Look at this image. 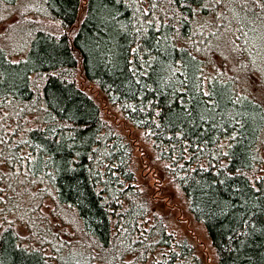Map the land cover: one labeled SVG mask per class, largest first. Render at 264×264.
Wrapping results in <instances>:
<instances>
[{"label": "trees", "instance_id": "obj_1", "mask_svg": "<svg viewBox=\"0 0 264 264\" xmlns=\"http://www.w3.org/2000/svg\"><path fill=\"white\" fill-rule=\"evenodd\" d=\"M261 56L257 0H0V264H202L105 104L218 264H264Z\"/></svg>", "mask_w": 264, "mask_h": 264}, {"label": "rangeland", "instance_id": "obj_2", "mask_svg": "<svg viewBox=\"0 0 264 264\" xmlns=\"http://www.w3.org/2000/svg\"><path fill=\"white\" fill-rule=\"evenodd\" d=\"M261 75L257 72H248L250 80L248 87L258 96L264 98V56H261ZM230 62H234L231 60ZM248 69H241L247 76ZM254 73V74H253ZM260 73V72H259ZM258 79L259 83H256ZM106 116L130 140L132 147V168L136 182L146 188L151 198L155 201L158 213L164 215L171 227V231L178 240H186L194 247L195 253L202 264H218L216 251L207 235L205 228L197 222L189 212L182 195L172 187L167 186V181L159 170L158 161L152 158L148 144L139 129L123 118L120 112L105 104Z\"/></svg>", "mask_w": 264, "mask_h": 264}, {"label": "snow or ice", "instance_id": "obj_3", "mask_svg": "<svg viewBox=\"0 0 264 264\" xmlns=\"http://www.w3.org/2000/svg\"><path fill=\"white\" fill-rule=\"evenodd\" d=\"M257 2H260L262 4V6H264V0H257ZM204 95L209 96L210 94L205 92Z\"/></svg>", "mask_w": 264, "mask_h": 264}]
</instances>
